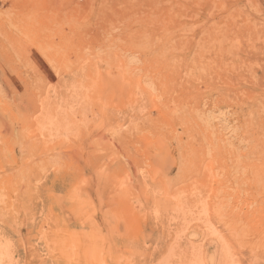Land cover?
I'll list each match as a JSON object with an SVG mask.
<instances>
[{"label":"rangeland","instance_id":"1","mask_svg":"<svg viewBox=\"0 0 264 264\" xmlns=\"http://www.w3.org/2000/svg\"><path fill=\"white\" fill-rule=\"evenodd\" d=\"M0 264H264V0H0Z\"/></svg>","mask_w":264,"mask_h":264},{"label":"bare ground","instance_id":"2","mask_svg":"<svg viewBox=\"0 0 264 264\" xmlns=\"http://www.w3.org/2000/svg\"><path fill=\"white\" fill-rule=\"evenodd\" d=\"M17 20H19V19H17ZM10 26H11V25H10ZM52 62H53V61H52ZM48 118H49V117H48ZM48 118H46V119H48ZM54 123H55V122H54ZM51 124H53V123L51 122ZM56 127H57V126H56ZM56 127H55V128H56Z\"/></svg>","mask_w":264,"mask_h":264}]
</instances>
